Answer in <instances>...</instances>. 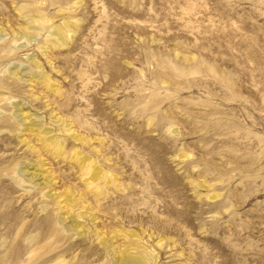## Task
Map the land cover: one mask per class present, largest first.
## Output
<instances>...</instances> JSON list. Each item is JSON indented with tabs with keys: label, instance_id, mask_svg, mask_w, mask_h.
<instances>
[{
	"label": "rangeland",
	"instance_id": "rangeland-1",
	"mask_svg": "<svg viewBox=\"0 0 264 264\" xmlns=\"http://www.w3.org/2000/svg\"><path fill=\"white\" fill-rule=\"evenodd\" d=\"M123 254L264 264V0H0V264Z\"/></svg>",
	"mask_w": 264,
	"mask_h": 264
},
{
	"label": "bare ground",
	"instance_id": "bare-ground-1",
	"mask_svg": "<svg viewBox=\"0 0 264 264\" xmlns=\"http://www.w3.org/2000/svg\"><path fill=\"white\" fill-rule=\"evenodd\" d=\"M62 30L69 31L68 25L64 24L61 31L57 28L54 30L55 31L54 33L56 34L58 41L63 39ZM35 64L37 65V63ZM94 175H97V170L94 172ZM77 226L78 224L75 223L74 219H72V224L69 225L68 227L76 229ZM130 236H136V234H130ZM114 264H145V262L141 257L131 254H123L114 258Z\"/></svg>",
	"mask_w": 264,
	"mask_h": 264
}]
</instances>
